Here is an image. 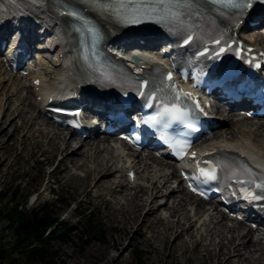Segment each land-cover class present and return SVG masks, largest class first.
<instances>
[{
	"label": "rangeland",
	"instance_id": "374dc122",
	"mask_svg": "<svg viewBox=\"0 0 264 264\" xmlns=\"http://www.w3.org/2000/svg\"><path fill=\"white\" fill-rule=\"evenodd\" d=\"M261 34L262 31L258 30L251 35L261 37ZM0 70V209L7 205L10 197V193L7 191L9 188L16 189L18 194L16 204L22 205V202L27 198L25 207L27 212H30L37 204H42L43 202L54 204L55 212H59L60 220L73 227V232L68 233L62 240L52 243V252L55 253L54 256L57 261L63 264H216V260L213 257H205L203 247L198 248L197 252L193 251L189 237L185 233L181 235L180 239L175 241H173L172 234L165 240L163 229L167 226H174L176 219L173 216L166 221H159V219L155 221L154 217L145 218V215L143 216L144 212L140 211L139 215L135 216L134 224L129 228L127 221L128 210L121 206V196L113 193L111 195L110 191L105 190L103 186L92 188V180L97 176L93 175L89 180L85 181V172L80 170L83 168L78 167L82 163L79 157H74L73 163L67 159L63 164L59 161L61 165H58L60 154L53 152L51 144L48 143L50 137L48 127L44 125V128L37 131L36 127H42L43 123L36 115L38 109L36 108L32 111L29 107H26V103L35 106L36 100L34 95H31L30 90L28 91L26 87L23 88L24 85L30 84V79L27 78L26 81H21L12 74V77L7 81L8 72L1 66ZM53 77V75L51 78L46 76L44 81L47 83ZM25 98L26 103L23 101ZM30 115L35 119L32 125L27 122ZM236 121L240 120H234V122ZM236 123L219 126L214 131V133L216 132L214 136H219L218 139L215 137L206 141V143L215 144V142L226 139L227 142L235 139L244 141L245 139L231 128ZM243 129L245 130L244 127ZM258 129L253 128L252 136L245 138L255 146L261 147L264 146V131H258ZM226 130L229 133L222 134ZM254 134H259L260 137H255ZM114 142L113 139H109V144L116 152L117 157L109 165L111 164L112 166H110L113 169L116 167L119 170L125 158L118 156L119 145ZM90 143L91 140H89ZM72 146H75V142L72 143ZM86 148L81 153H85L87 151ZM108 157L109 154L102 153L100 157L96 158L101 167L100 169H105L104 165H102V160ZM158 161L161 164H166L163 161ZM91 162L87 164L88 169H92L95 166ZM148 163H151V171L153 172L148 176L146 173L143 174L140 169L141 180H138L136 184H145L146 187H150V184L144 181L158 170L159 165L152 163V161ZM83 170L85 171V169ZM164 172L168 174L170 169L164 170ZM113 177L116 179L123 177L121 181L124 184L127 183L125 173H116ZM144 178L145 180L143 181ZM106 182L108 185V179ZM170 185L175 187L176 184L172 181ZM136 189L138 191L135 190L134 193L139 195L140 188ZM164 192L161 199L166 195ZM120 193L126 192L122 191L118 194ZM35 196H37V200L32 203ZM178 196L180 194L175 193L174 199L177 200ZM59 200L62 203H59ZM78 206H82V211L88 209L93 214L94 225L103 231L102 236L96 235L86 239L84 242H80L77 235L83 230V224L78 217V213L81 211ZM172 208L173 205H171L168 212L171 213ZM188 213L190 215V206L188 207ZM165 214L166 211H160L158 215L165 217ZM206 217L207 215L204 216V219ZM223 226L232 227V224L226 221ZM183 229H186V227H174V232L179 233ZM223 236V242L225 243L224 240L229 235L224 233ZM0 238L6 246L12 242V230L5 223L0 224ZM217 241V239H214L213 244L217 243ZM261 242L264 247V239ZM203 243L207 244L208 241L203 240ZM214 246H211L214 250L213 252L216 251ZM135 252H137L139 258L135 256ZM232 264H237V261H233ZM261 264H264V259Z\"/></svg>",
	"mask_w": 264,
	"mask_h": 264
},
{
	"label": "bare ground",
	"instance_id": "6f19581e",
	"mask_svg": "<svg viewBox=\"0 0 264 264\" xmlns=\"http://www.w3.org/2000/svg\"><path fill=\"white\" fill-rule=\"evenodd\" d=\"M19 1H20L19 6H22L23 11L26 10L27 12V10H31L33 14L35 15L36 19L42 21L44 26L48 27L51 24L56 25L57 29L60 30L61 32L59 33V36L61 34L64 36L62 40V45H61V49L64 52L68 51V48L71 49L73 45H75L73 44V37L66 35L61 25L59 24L61 23L60 18L54 12H50V11L41 12V11H38L37 8L36 9L32 8V6L25 0H19ZM34 1L39 2L41 0H34ZM254 31H258V30H254ZM254 31L250 32V34L254 33ZM106 34L109 40L111 42L113 41V44L119 43L121 46L125 45V43L127 44L131 43L130 41H127L126 39L132 38L134 40H137V38H135L133 33L124 32L117 27L112 28L111 31L107 30ZM248 40L255 46H259L261 42L264 43V37H260V36L251 35L249 36ZM66 56H67L66 58L68 59L69 58L71 59L73 57L72 53L69 51L67 52ZM47 57L50 58L49 55H47ZM0 66L2 68V59H0ZM43 68L45 70L49 69V62L45 63ZM59 70L60 69L58 68L54 70V73H53L54 78L52 79V82L54 86L56 87H57L58 81L61 79V73ZM0 73H1V70H0ZM7 74H8V78L6 80L8 81V79L12 77V74L11 72L10 73L8 72ZM29 77H31V80L34 78H38L41 86H44V87L46 86V82L44 81V77L42 75L35 74ZM20 80L26 81L27 78H21ZM24 87H26L28 91L30 90L31 95H34L36 99L37 97H41L42 93L35 92L34 87H32L31 81L29 85H24L23 88ZM83 92H84L83 93L84 98L90 99L92 97V93L87 88L83 89ZM23 101L26 103V98ZM26 105H27L26 107L27 108L29 107V109L32 111L36 108L38 109L36 115L38 116V119L42 120L43 123H42V127L41 126L36 127L37 131L44 128L45 126L48 127V130H49L48 132H50V134L47 132L50 136L48 143L51 144L53 152L60 154L58 165L63 164V162L66 161L67 159L71 161V163H73L74 157H79V160L81 159L82 163L78 167L85 169V171L83 169H80L83 172H85V178H84L85 181L89 180V178L93 175L97 176L94 180H92L93 181L92 188H95V187L98 188V187L103 186L105 190L110 191L111 195L113 193V194L121 196V199H122L121 206L123 208H126V210H128L127 211V217H128L127 221H128L129 228H131V226L134 224L135 218H136L135 216L139 215L140 211L144 212L143 216L145 215V218L148 219L150 217H154L155 221L158 219L159 221H166L169 218H171V216H173V218L176 219L174 226H171V227L167 226V227H164L163 229V236L165 240L169 238V235L172 234L173 241H175L177 239H180L181 235L185 233L189 237V241H190V244H192L193 251L197 252L198 248L203 247L204 252H205V257L207 258L213 257L216 260V264H232L233 261L235 260L237 261V264H261V262L264 259V256H263L264 247L262 246L261 238H255L252 229L251 228L245 229V227L247 226L243 225L242 223H236V225L232 227H228V226L224 227L223 223L225 225V222L227 221V219L223 214H220L218 216L208 215L206 219H204V216L206 215L205 212L207 211L205 208L206 204L192 197L183 188V186L181 185V180L179 179L178 173L173 167L170 173L166 174L164 170H168L170 168L169 165L161 164L158 160H156L152 156V154H148L147 157L149 158V160L152 161V163H157L159 165V168L158 170L154 172V174H152L150 178H148L147 180H145V178L143 179V181L145 180L144 181L145 183L147 182L150 184V187H146L145 184L144 185L136 184L138 180H141L140 179L141 177L140 169L143 174L146 173V175L148 176L150 175V173L153 172L151 171L152 169L151 163L143 161L142 158H140V155H133L132 159L126 158V161L122 164V166L119 169L120 171L117 170L116 167L115 169H113V167H111L112 165L110 164L111 165L110 166L109 163H111V161L115 159L117 156L115 154L116 152L111 148L109 144V139H110L109 137H103V138L93 137L89 139L91 140L90 144H89L88 139H83V140L78 139L77 141V139L74 137L75 136L74 133L67 132V131L65 132L63 129L59 127H55L49 122L47 118L44 117L45 116L44 107L41 101L37 102V100H35V106L30 103H26ZM216 117L219 120V122H217L219 124L218 127L221 125H226V124L228 125V124L239 122L231 126V128H233L232 130L238 133V135H241V137L244 138L245 140L237 141L238 139L237 140L235 139V140H232L231 142H227V139H226L223 141L215 142V144H208L206 143V141H204L203 143L204 145L208 144L207 146L210 147V150H226L227 149L226 151H229L231 149L233 150L241 149L253 157L264 159V146L257 147L251 141H248V139L245 138V137L252 136L251 130L245 131L243 129V127L244 128L247 127V122H242V121L234 122L232 119V115L228 113L224 108L223 110L221 109L217 110ZM224 119L226 121L225 123H224ZM33 120L35 121L32 115H30L29 120L27 121L28 124L32 125ZM220 120L222 121L220 122ZM261 130L264 131V124L261 125L258 129V131H261ZM226 133H229V132H227L226 130V131H223L222 134H226ZM213 135H216V132ZM254 136L260 137L259 134H254ZM239 140H242V139H239ZM74 142L76 144L75 147L72 146V143ZM118 145H119L118 156H120V154H123L125 149L123 148L121 143H118ZM85 147H87L86 148L87 151L85 153H81V151H83ZM102 153L109 154L108 158H104L102 160L103 162L102 165H104L103 167L105 169L103 168L100 169L101 167L98 161L96 160V158L100 157ZM120 157H122V155ZM59 161L61 164L59 163ZM90 162L93 165H95L94 168L92 169H88V166H87V164ZM129 170H133L135 172L136 176L133 182H131L127 178V173L129 172ZM107 173H108V178H107ZM116 173H125L127 183L124 184V182L121 181L123 180L122 179L123 177H120L119 179L114 178L113 175ZM107 179L109 183L108 185L106 182ZM172 181H174V183L175 182L177 183L175 187H172L170 185ZM136 188H140L139 195L134 193L135 190L138 191V189ZM122 191H125L126 193L118 194L119 192H122ZM163 191H165L164 193H166V195L161 199ZM175 193L180 194L177 200L174 199ZM122 195L124 196L122 197ZM171 205H173V208L171 209V213H170L168 211H169V208H171ZM189 206H190V215L188 213ZM160 211H166V214H165L166 216L165 217L159 216L158 214ZM174 227H177V228L186 227V229H183L182 231L177 233V232H174ZM224 233L229 235L228 238L225 236L226 237V239L224 240L225 243L223 242ZM211 239L212 241H210ZM214 239L218 240L217 243L215 244H213ZM203 240L208 241V243L204 244ZM173 241H170V242H173ZM210 242L211 244H209ZM211 246L212 247L214 246L216 248L215 252H213L214 250L211 248Z\"/></svg>",
	"mask_w": 264,
	"mask_h": 264
},
{
	"label": "trees",
	"instance_id": "16d2710c",
	"mask_svg": "<svg viewBox=\"0 0 264 264\" xmlns=\"http://www.w3.org/2000/svg\"><path fill=\"white\" fill-rule=\"evenodd\" d=\"M7 189L10 197L7 205L0 209V224L5 223L12 230V242L6 246L0 238V264H63L57 261L52 252V243L62 240L73 227L59 218L54 204H37L30 212L25 211L27 198L22 205L16 204V189ZM58 202V200H57ZM59 203H62L59 200ZM82 206H78L81 210ZM83 230L79 232L80 242L99 235L103 231L94 225V216L88 209L81 210ZM135 256L139 258L137 252Z\"/></svg>",
	"mask_w": 264,
	"mask_h": 264
},
{
	"label": "snow or ice",
	"instance_id": "6c2138e0",
	"mask_svg": "<svg viewBox=\"0 0 264 264\" xmlns=\"http://www.w3.org/2000/svg\"><path fill=\"white\" fill-rule=\"evenodd\" d=\"M192 0H119V6L123 9V12L118 11L121 19L125 22L136 23L141 18L153 19L158 22H164L173 26H179L183 23L181 20V13L178 11L180 4L190 5ZM212 3L223 2L225 5L234 8H247L252 4V0H211ZM74 15V13H70ZM192 39L189 35L184 40V43H188ZM215 43H220L216 40ZM231 47V46H229ZM225 51L221 48L219 52L215 53L219 56L220 53ZM239 55V52H237ZM257 67L259 65L257 64ZM168 80H171V75H168ZM176 94L171 98V101L165 102L161 105L156 115L149 117L148 122L152 125L160 124L164 122V126L167 127L170 122L183 123L186 128H192L191 123L186 122L187 111L178 106V102L181 101V96L190 97V93H180L179 90H175ZM174 147L178 148V155H185V149L188 147L186 144L176 142ZM196 154L192 153V157L195 158ZM201 163L209 165L207 168L201 167ZM222 169L228 168L230 171L229 179L235 180L238 185H241V191L244 193V198L250 201L264 200V173H255L253 169L246 164H240L239 167H231L230 165H219ZM259 167V166H258ZM198 176L196 179H201L204 182L213 181L217 178V167L213 166L209 161L197 162ZM195 191V189H193Z\"/></svg>",
	"mask_w": 264,
	"mask_h": 264
},
{
	"label": "water",
	"instance_id": "95a60500",
	"mask_svg": "<svg viewBox=\"0 0 264 264\" xmlns=\"http://www.w3.org/2000/svg\"><path fill=\"white\" fill-rule=\"evenodd\" d=\"M136 61H137V59H136Z\"/></svg>",
	"mask_w": 264,
	"mask_h": 264
}]
</instances>
